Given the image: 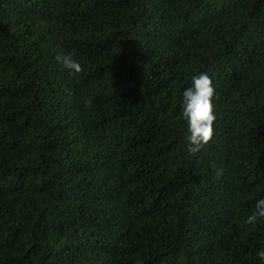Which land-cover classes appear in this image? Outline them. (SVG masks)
<instances>
[{"label": "trees", "instance_id": "1", "mask_svg": "<svg viewBox=\"0 0 264 264\" xmlns=\"http://www.w3.org/2000/svg\"><path fill=\"white\" fill-rule=\"evenodd\" d=\"M262 197L264 0H0V264H264Z\"/></svg>", "mask_w": 264, "mask_h": 264}, {"label": "clouds", "instance_id": "2", "mask_svg": "<svg viewBox=\"0 0 264 264\" xmlns=\"http://www.w3.org/2000/svg\"><path fill=\"white\" fill-rule=\"evenodd\" d=\"M56 60L69 71L77 75L82 71L79 60L70 55H57ZM215 88L213 80L207 72H199L191 77L189 86L182 90L180 109L187 123V150L196 153L208 145L214 136V121L216 119L213 103ZM264 219V197L255 201L253 210L246 217L245 223L255 224ZM258 261L264 262V247L256 252Z\"/></svg>", "mask_w": 264, "mask_h": 264}]
</instances>
